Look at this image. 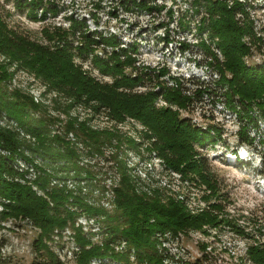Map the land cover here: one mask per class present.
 I'll return each mask as SVG.
<instances>
[{
    "label": "trees",
    "instance_id": "16d2710c",
    "mask_svg": "<svg viewBox=\"0 0 264 264\" xmlns=\"http://www.w3.org/2000/svg\"><path fill=\"white\" fill-rule=\"evenodd\" d=\"M6 1H14V12L33 21L46 20L60 11L57 4L46 3V0ZM251 1L188 0L191 15L179 17L177 23L192 30L194 22L196 37L200 38L198 45L207 56L205 64L219 73L218 78L211 73L202 80L195 79L193 94L189 93L190 88L180 76L169 74L166 66L159 69L139 66L135 55L137 42L126 43L114 32L105 34L98 28L92 29L86 16L70 13L67 26L44 27L42 32L46 41L43 42L11 26L9 11L4 12L0 5V221L26 219L38 227V235L33 241L38 254L37 264H66L52 245L63 239L66 228H70L69 235L76 243L75 264H90L96 257H110L123 264H132L131 254L135 256V264H166L158 248L157 233L196 230L210 235L205 225L231 223L228 216H219L211 209L192 213L184 202L161 191L138 190L121 152L147 142V148L156 149L169 165L185 174L198 175L212 193H219L215 174L210 171L208 159L199 148L216 142L223 128L212 121L213 117L208 127H203L190 116H182V109L190 108L194 100L202 101L205 95L210 100L224 99L241 120L238 130L241 141L255 143L256 137L250 135L249 127L259 130V119H264V61L255 65L244 62L252 53V46L262 42L249 11V7H254ZM120 4L126 10L137 8L148 13L160 12L163 8L155 0H120ZM117 11L112 14L117 15ZM169 13L173 20V10ZM92 16L99 24L96 14L92 13ZM158 26L166 27V24L160 21ZM165 29V40H169L170 29ZM213 43L222 51L224 59L217 56ZM99 48L104 50L105 56L96 53ZM90 56L93 67L103 76H110L111 81L101 80L84 68V61ZM14 64L17 69L34 73L62 95L63 99L58 103L65 112H69L74 104H82L103 112L108 126L96 128L90 124V119L70 116L65 131L74 132L78 141L73 142L63 134L52 135L48 119L38 113L43 107L31 94L22 89H9L8 81L13 73L10 68ZM167 75L169 79L165 78ZM170 79L174 84H169ZM141 85L151 88L140 90ZM157 87L159 90L155 89ZM160 97L166 105H157ZM4 115L14 122L13 126L1 123ZM127 117L137 119L145 127L141 132L143 140L139 143L118 127V123ZM19 128L29 132L34 141L22 136ZM78 142L90 155H104L106 147L113 148L110 158L115 160L120 180L113 186L115 196L110 209L90 204L79 190L51 184L55 174L47 170L51 165L57 173L74 170L76 177L82 174L88 178L97 177L92 169L79 165ZM258 143L264 148L262 135ZM27 150L32 156L26 155ZM36 156L43 158L45 167L39 169L34 182L45 195L38 194L28 180L21 181L25 172L19 169L18 160H30L35 164ZM60 161H64L63 164L57 163ZM212 205L218 211L223 208L219 204ZM83 214L93 217L100 225L104 233L101 241H95L94 232L87 233L81 224H77ZM237 230L244 231L240 227ZM217 238L220 240L219 236ZM252 238L250 235L249 239ZM122 239L126 240L127 246L125 250L117 251L115 244ZM253 240L248 246L249 258L256 264H264V244ZM207 247L208 243L202 242L201 248Z\"/></svg>",
    "mask_w": 264,
    "mask_h": 264
},
{
    "label": "rangeland",
    "instance_id": "374dc122",
    "mask_svg": "<svg viewBox=\"0 0 264 264\" xmlns=\"http://www.w3.org/2000/svg\"><path fill=\"white\" fill-rule=\"evenodd\" d=\"M155 1L163 6L160 12L154 11L148 13L145 10L137 8L134 10H126V8L120 4V0H46V3L53 2L57 4L60 11L56 15H50L46 20L42 21H33L24 14L14 12V1L4 2V0H0V5H3L4 12L9 11L10 17H8V22L10 25L17 28L19 31L27 33L34 39L45 42L46 39L42 32L43 28L46 26L52 27L55 24L67 26V16L73 13L75 15L86 16L92 29L98 28L104 31L105 34L114 32L126 43H132L133 41L137 42L138 52L136 53H139L140 62L143 64L152 66L166 65L167 68H170L171 73L179 75L183 73L185 77H189L188 73L196 71V73L192 74L195 79L201 78L202 80L207 77L206 75L209 77L210 73H208V71L203 72L202 70L205 68L207 57L203 56L201 46H194L191 52L192 55L189 58L190 62L186 63V61H183L182 65L177 64L178 61H182V59L178 57L177 51L176 54L173 53V55L167 53L166 45L170 39L165 40V36L163 35L166 31V27L170 29V38L174 39L172 40L174 45L177 44L176 41L180 39V36L184 34L189 37H196L197 35L192 28V30H189L188 28L181 27V25L177 23L179 17L183 15H188L187 17H189L191 15L188 0ZM257 3L261 6L259 1H257ZM170 9L174 12L173 20L170 18ZM250 9H253L255 12L256 17L254 19L258 21V27H261L259 32L264 35V9H262V7ZM114 10H118L116 12L117 15L112 14ZM92 13H95L98 17L99 24L94 21ZM160 21H164L166 27L158 26ZM191 27H194V22H192ZM96 53L102 56L106 55L103 54L104 50L101 48H99ZM195 58L197 62L195 65L196 67L193 66ZM3 59L4 56H2L1 60ZM77 59L81 60L80 58ZM84 64V68L101 80H112L110 76H103L98 68L93 67L91 56L88 61H84ZM10 70L13 73L12 78L8 81L9 89H22L31 94L35 102L43 107L38 113H40V116L45 115V118L48 119V127H50L52 135L58 133L68 137L69 132L65 131V124L70 116H78L79 120L90 119V124L96 128L103 129L108 126L109 122L103 112L94 111L93 108L88 109V106L81 104H79V106L74 104L69 112H65L64 107L59 106L60 103H58V100L61 98L63 99V96L57 91L49 88L47 82L36 77V75L30 71L17 69L16 64H14ZM193 81H186L190 89H194L195 87ZM205 99H207V96H205ZM202 105L203 104L200 106ZM208 107L212 109L215 108V105H209ZM202 108L201 112L206 109V107L203 106ZM213 113L217 115L218 120L223 124V133H221L222 135L216 142L210 143L199 150H202V152L204 151L203 156H206L208 159V167L210 171L215 174L214 177L218 184L219 195L223 203H226V205L230 203L228 207L229 209L234 208V211H231V213L234 215L233 217L235 220L245 225L246 230L253 233L254 236L252 237L264 244V148L262 144L259 145L258 143L259 136L262 135L264 137V119L258 122L259 130L249 127L250 135L256 137L255 143L249 144L241 141L239 137L238 129L240 127V122L235 119H226L223 114H219L216 111H213ZM194 114L198 116L197 112L195 113L190 110L182 111V116L192 117ZM53 117L56 119H53ZM196 119L197 121H203L199 117ZM126 122L127 123L121 126L122 129L128 131L132 137H136L135 141L139 143L138 137L140 135L136 130H139L141 125L139 123L135 124L128 118ZM79 147V165L84 166V168H89L90 170L92 169L97 174V177L88 178L83 174L81 177H76L74 175V170L70 172L68 170H63L57 173L53 169L54 165H51V169L58 177L68 178L69 180L67 183L70 185L71 183L72 185H77L78 182L84 185L89 183L88 186H86L87 192L91 190V188L93 190L96 188L92 196L96 197L100 195V187L103 183L106 181V183L114 182L116 178L112 177L110 180V176H113V172L116 173L117 171V178L120 177V172L115 167V160L110 158V153L113 148L110 146L106 147L104 155H90L84 145ZM238 152H241L242 155H247V158H250L249 162L252 163L249 164L245 162L244 164V161L239 158L240 154L236 155ZM121 156L129 157V159L133 161L134 159L131 157L135 156V149L128 148L126 149V153L121 152ZM234 159L237 160L234 161ZM63 162L64 161H60L57 163L63 164ZM49 164L51 163L49 162ZM67 173V176H61ZM193 177L195 178V175ZM79 178H81L80 181ZM93 178H99L98 183L95 184ZM1 208L0 206V209ZM110 208L111 207L108 209ZM81 219L84 221L85 217ZM95 226L97 227L98 224H95ZM38 232V227L26 219L10 218L5 221H0V264H37L38 254L35 252L33 241L36 239ZM197 233L198 232L192 234L193 236L191 237H186L185 240L195 257H200L199 259L202 264H228L234 261V256L229 253L233 250V243L238 245V241H231L232 239L229 238V235L221 232L220 237L222 241L217 242V240H214V253L211 254L212 258L209 257V259H206L205 253L203 249H201L202 242H206V239L213 240V237H208L199 241L198 236L196 237V235H199ZM103 237L104 233H102L101 229L98 233L94 234L93 239H95V241H101ZM254 238L250 240L248 238L247 242L249 244L252 243L255 241L253 240ZM52 245L66 264H75L73 255L75 244L68 233H66V236H64L62 240L54 241ZM224 259H226L228 263H224Z\"/></svg>",
    "mask_w": 264,
    "mask_h": 264
},
{
    "label": "built area",
    "instance_id": "2783aa9c",
    "mask_svg": "<svg viewBox=\"0 0 264 264\" xmlns=\"http://www.w3.org/2000/svg\"><path fill=\"white\" fill-rule=\"evenodd\" d=\"M257 1L260 2L261 6H259V3H257ZM251 3L254 5V7H249V11L251 13V17L254 19L256 17L255 12L253 11V9H250V8H256L257 9L258 7H262V9H264V0H253V1H251ZM254 20H255V28L257 30V34L262 37V42L261 43L258 42L257 44H254L252 46V53L245 57L244 62H246L248 65H255L257 63H261L264 61V35H262L259 32V29L261 27H258V21H256V19H254ZM192 29L196 32L195 26ZM204 34L206 35V33H204ZM206 37L207 36H205V39H206ZM172 40H174V39L170 38L169 42L166 45L167 53L169 55H173V53L176 54V51H177L178 57H180L182 59V61L177 62L178 65H182L183 61H186V63H189L190 62L189 58L192 55L191 52L193 51V47L199 44L200 38H197L194 36L189 37L188 35L184 34V35L180 36V39H178L176 41L177 42L176 45L173 44ZM258 44L260 45V47L258 46ZM213 49L215 50V53L217 54V56L220 59H224V55H223L222 51L219 49V47L216 46L215 43H213ZM135 55L138 57L137 64L139 66H142V67L146 66V67L156 68V69H159L163 66H166V65L152 66L149 64L148 65L143 64L140 62V57L138 56L139 53H136ZM203 56H206V55L203 53ZM196 58H195V61L193 64L194 67H196L195 65L197 64ZM183 68H186V67H183ZM178 69H180V68H178ZM192 69H193V67H192ZM202 70H203V72L208 71V73H210V74L213 73V76L216 78L219 77L218 71L213 69V67H211L208 64H206L205 68H203ZM193 73H196V71H194ZM193 73H188L189 77H185L183 73H180V75L171 73L170 68H169V74H172L174 76H180L182 78L183 82L185 83V85H187L186 81L195 80V78L192 75ZM168 75L165 76L166 79H169ZM206 76L208 77V75H206ZM169 84H174L173 79H170ZM187 87H188V85H187ZM150 88L151 87L142 86V85L138 87V89H140V90H147ZM155 89L159 90L158 87ZM190 90L191 91L189 93L193 94L194 90L193 89H190ZM205 96L202 98V101H196L195 100L189 106L190 108L187 107V109H184V110H190L192 112L198 113L197 114L198 116H195V114H194V116L191 117L193 119L192 121L196 122L197 124H199L203 127H208V122H211L210 119L213 117L212 121H214V123L217 122V125L221 126L224 130L223 124L221 123L220 120H218L217 115L215 113H213V111H216L219 114H223L226 119L227 118L235 119L236 121L240 122L239 124L241 125V120L238 117L237 113L227 106L224 99H217V100L212 99L213 100L212 101L208 98V96H207V99H205ZM199 104L200 105L203 104L202 106L206 107V109H204L203 112H201L203 108ZM157 105L158 106L166 105V102L163 100L162 97H160L157 101ZM209 105H211V106L215 105V108L211 109V107H208ZM182 111H183V109H182ZM198 117L201 118L203 121L202 122L197 121L196 118H198ZM127 118L131 119V121H133L135 124L139 123L141 125V128L139 130L137 129L136 132L140 135L138 137L139 142L142 141L143 139L141 137V132L143 130H145V127L137 119L131 118V117H127ZM127 118H126V120H127ZM126 120L118 123V127L123 132L129 134L128 131L123 130L121 127L122 125H124V123H127ZM259 121H261V118L259 119ZM1 123L4 126L5 125H7V126H13L14 125V122L12 120H9L5 115H4V118L1 120ZM19 129H20V133L22 136L26 137L29 140L34 141V138H32V135L29 132H27L26 130H23L22 128H19ZM141 129H143V130H141ZM68 138L73 142L78 141L77 140L78 138L75 137V134L72 131L69 132ZM77 144L79 146H83V144H81L80 142H78ZM200 148L202 149V147H200ZM133 149H135V156L131 157V158H133L134 160L132 161L129 159V157H125V156H124V158H125L126 166L129 170V173L132 175V177L136 181L138 190L147 191L148 193L154 192V190L155 191H161L165 195H168V194L172 195L173 197H175L179 201L184 202V204L187 206L188 210L192 213H198V212H201L203 210L211 209L212 211H216V213H219V216H222L224 214V215L228 216V218L231 220V223L223 222L217 226L205 225V228H207L209 230L210 235H208L206 233L204 234L201 231H196V230L190 231L188 233H185L183 231H179V233L178 232L173 233L171 231H166L165 233H162V232L157 233L156 237L158 238V248H159L160 253L163 255L164 262L166 264H194V263L202 264L200 262V259H199L200 257L199 256L195 257L194 253L187 246L186 240H185L186 237H189V236L191 237V236H193L192 234H194L196 232H198L197 234H199V235H196V237L198 236L199 241H201V239L213 237V240L206 239V242L208 243V247L206 249L201 248V249H203V252L205 253L206 259L207 258L209 259V257L212 258L211 254L214 253V250H213L214 240H217V242L222 241V238L220 237V233L224 232V234L229 235V238L232 239L231 241H233V242L238 241V243H239L238 245L237 244L235 245V243H233L234 244L232 247L233 250L231 249L232 252L229 253V254H232L234 256V258H233L234 261L228 263V261H226V259H224L223 260L224 263H228V264H256L252 260H250V258H249L248 246H250V245L247 242V239L250 236L249 234H251L252 236H254V235L251 231L246 230L245 225H243L240 221L235 220V218L233 217L234 215L231 213V211H234V208L229 209V207H228V206H230V203H227V205H226V203H223L222 198L220 197L219 193H212V191H211L212 189L200 177L195 175V178H194L193 174H190V173L185 174L181 170L176 169L173 166L169 165L165 161V159L161 156V154L158 151H156V149H154V148L148 149L147 148V142L143 143V144H141V145H139ZM200 151H202V150H200ZM202 153L204 154V151ZM26 155L32 156V153L29 150H27ZM43 161H44L43 158L40 156L35 157V164H34V162H32L30 160H28V161H26L24 159L18 160L19 166H20L19 169L21 171L25 172V178H23L21 181L25 182L26 180H28V182L30 184H32L33 188L38 192V194H41V195H45V192L34 181L38 177L39 169H42V167H45V165H44L45 163ZM116 169H117V167H116ZM47 170L49 172H53L51 167L47 168ZM112 175L113 176H110V180L112 179V177H114V178H116L114 180V182L113 183H106L107 182L106 181L105 183H103L102 186H106V189L100 190V195H98L96 197H92L94 195V191L96 190V188L94 190L91 188V190H88V192H87L86 186H88L89 183L84 185V184L78 182L77 185H72V183L70 185L69 183H67L69 180L68 178H60L57 175L53 174L51 184H59L61 186L67 185L68 188L75 189L76 192L79 190L81 193H83L86 196V200L90 204L103 205L107 208H109V207L112 208L113 207L112 201H113L114 196H115L114 195L115 191L113 189V186L117 185L118 181L120 180V177L117 178L118 177L117 171H116V173L113 172ZM80 179L81 178H79V181H80ZM98 180H99V178L98 179L93 178V182L95 184L98 183ZM81 182H84V181H81ZM92 185H93V183H92ZM106 204H108V205H106ZM212 204H219L223 208L218 211L217 209L214 208V206ZM82 217H85L84 221L81 219ZM90 223H92L94 225V227ZM77 224L78 225L81 224L87 233H92V232L98 233L99 230H101L100 225L95 221V219L93 217H88L84 214L78 218ZM95 224H98V226L96 227ZM233 224H235V225H233ZM237 227L242 228V230H244V231H241V232L238 231ZM194 231H196V232H194ZM70 232H71L70 228H66L64 230V234H65L64 236H66V233L70 234ZM215 235H217V237L219 236L220 240ZM69 237H70V235H69ZM56 238H58V237L56 236ZM74 244H75V249H76L77 248L76 243L74 242ZM126 246H127V242H126V240H123V239L115 244L117 251L125 250ZM238 249H239V251H238ZM131 262L132 263L136 262L135 256L133 254H131ZM90 264H123V263L121 261L115 260V259L110 258V257H101V258L96 257V258L92 259Z\"/></svg>",
    "mask_w": 264,
    "mask_h": 264
},
{
    "label": "bare ground",
    "instance_id": "6f19581e",
    "mask_svg": "<svg viewBox=\"0 0 264 264\" xmlns=\"http://www.w3.org/2000/svg\"><path fill=\"white\" fill-rule=\"evenodd\" d=\"M243 156H246V155H243Z\"/></svg>",
    "mask_w": 264,
    "mask_h": 264
}]
</instances>
